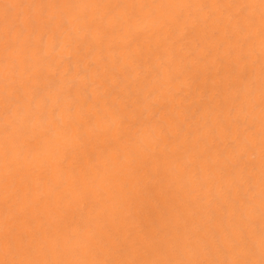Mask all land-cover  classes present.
I'll return each instance as SVG.
<instances>
[{"label": "bare ground", "instance_id": "bare-ground-1", "mask_svg": "<svg viewBox=\"0 0 264 264\" xmlns=\"http://www.w3.org/2000/svg\"><path fill=\"white\" fill-rule=\"evenodd\" d=\"M0 264H264V0H0Z\"/></svg>", "mask_w": 264, "mask_h": 264}]
</instances>
